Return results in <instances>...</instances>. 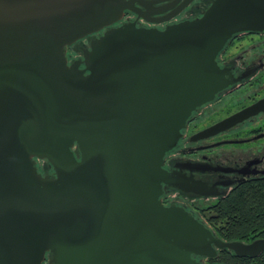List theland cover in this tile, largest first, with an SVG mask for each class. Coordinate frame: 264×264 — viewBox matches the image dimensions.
Instances as JSON below:
<instances>
[{
	"label": "water",
	"instance_id": "water-1",
	"mask_svg": "<svg viewBox=\"0 0 264 264\" xmlns=\"http://www.w3.org/2000/svg\"><path fill=\"white\" fill-rule=\"evenodd\" d=\"M134 1L0 0V264H204L218 249H264L161 198L166 153L236 81L218 54L264 31V0H211L162 29L115 25ZM99 32L70 62L69 46ZM262 109L264 98L212 129Z\"/></svg>",
	"mask_w": 264,
	"mask_h": 264
},
{
	"label": "flooded vegetation",
	"instance_id": "flooded-vegetation-1",
	"mask_svg": "<svg viewBox=\"0 0 264 264\" xmlns=\"http://www.w3.org/2000/svg\"><path fill=\"white\" fill-rule=\"evenodd\" d=\"M210 3L211 0H135V10L126 9L115 25L128 21L138 27L162 29L202 16ZM101 32L69 46L68 52L80 51L69 54L70 62L81 58L82 46H88L89 40ZM217 61L228 70L227 77L231 75L236 81L198 107L188 119L177 144L165 155L164 168L171 184H164L161 196L165 205L185 208L213 231L228 225L217 213L232 197L236 205L243 199L249 202L259 195L264 197V109L220 130L212 129L264 98V31L236 34L220 51ZM46 164L42 172L52 173V166L47 161ZM257 204L264 209V199ZM225 251L236 255L227 248L218 249V254L208 260L223 264L219 258ZM261 255L264 249L256 257L236 256L255 264L254 259Z\"/></svg>",
	"mask_w": 264,
	"mask_h": 264
},
{
	"label": "trees",
	"instance_id": "trees-1",
	"mask_svg": "<svg viewBox=\"0 0 264 264\" xmlns=\"http://www.w3.org/2000/svg\"><path fill=\"white\" fill-rule=\"evenodd\" d=\"M232 197L228 200L217 213L221 221L227 222L226 227L216 229L220 237L226 241L242 240L251 241L256 238H264V209L260 203L264 197L259 195V198L242 200L239 204ZM244 202V203H243ZM218 260L210 259L209 263L213 264ZM219 261L224 264H250L244 261V258H239L236 255L227 251L220 254ZM255 264H264V255L254 259Z\"/></svg>",
	"mask_w": 264,
	"mask_h": 264
},
{
	"label": "rangeland",
	"instance_id": "rangeland-1",
	"mask_svg": "<svg viewBox=\"0 0 264 264\" xmlns=\"http://www.w3.org/2000/svg\"><path fill=\"white\" fill-rule=\"evenodd\" d=\"M81 40H82V39H81ZM74 44H75V43H74ZM70 46H71V45H70ZM245 46H246V47H247V46L250 47L251 45L246 44ZM68 51H69V49H68ZM234 51H236V50H234ZM72 52L80 53L79 50H77V49H76V50L73 49L72 51L68 52V56H69V54L72 53ZM80 55L82 56V54H80ZM41 162H42V163H41ZM41 164H42V165H41ZM38 165H39L40 170H42L43 167L46 168V165H47V164H46V160H39V161H38ZM42 166H43V167H42ZM41 167H42V169H41ZM214 231H215V230H214ZM215 233L218 235V233H217L216 231H215ZM218 236H219V235H218ZM204 264H210L208 258H205V259H204ZM223 264H224V263H223Z\"/></svg>",
	"mask_w": 264,
	"mask_h": 264
}]
</instances>
